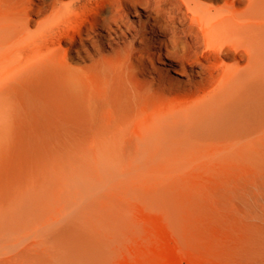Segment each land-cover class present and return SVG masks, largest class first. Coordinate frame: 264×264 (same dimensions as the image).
Instances as JSON below:
<instances>
[{"label": "bare ground", "instance_id": "1", "mask_svg": "<svg viewBox=\"0 0 264 264\" xmlns=\"http://www.w3.org/2000/svg\"><path fill=\"white\" fill-rule=\"evenodd\" d=\"M197 162L247 165L264 264V0H0V264L107 262L137 224L101 192Z\"/></svg>", "mask_w": 264, "mask_h": 264}, {"label": "rangeland", "instance_id": "2", "mask_svg": "<svg viewBox=\"0 0 264 264\" xmlns=\"http://www.w3.org/2000/svg\"><path fill=\"white\" fill-rule=\"evenodd\" d=\"M64 165L57 160V166ZM83 169L91 172L95 166ZM160 173L165 174L166 183L162 175L148 174L113 191L112 196L104 193L107 190L101 192L103 199L112 197L129 208L137 224L135 232L123 237L120 248L103 264H244L238 252L247 231L239 221L243 214L237 198L247 188V165L197 162L185 172L163 166ZM94 176L105 179L101 173ZM167 191L174 198L170 206L164 204ZM175 206L182 211L181 220L170 213ZM71 210L57 205V216ZM98 211L95 208L87 215L95 216ZM47 244L12 264H38L36 255L47 252Z\"/></svg>", "mask_w": 264, "mask_h": 264}]
</instances>
